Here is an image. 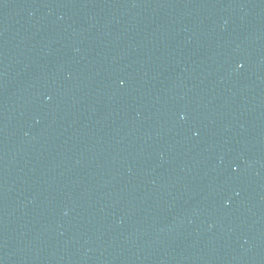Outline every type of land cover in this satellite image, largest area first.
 <instances>
[{
	"label": "water",
	"instance_id": "obj_1",
	"mask_svg": "<svg viewBox=\"0 0 264 264\" xmlns=\"http://www.w3.org/2000/svg\"><path fill=\"white\" fill-rule=\"evenodd\" d=\"M0 264H264V0H0Z\"/></svg>",
	"mask_w": 264,
	"mask_h": 264
}]
</instances>
